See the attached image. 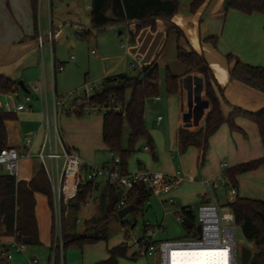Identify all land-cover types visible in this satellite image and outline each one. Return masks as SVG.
I'll return each mask as SVG.
<instances>
[{"label": "crops", "instance_id": "crops-1", "mask_svg": "<svg viewBox=\"0 0 264 264\" xmlns=\"http://www.w3.org/2000/svg\"><path fill=\"white\" fill-rule=\"evenodd\" d=\"M177 1L180 9L173 23L184 32L189 45L207 59L218 83L225 90L224 95L227 103L223 104L225 120L211 135L207 145L201 143L182 150L178 139L179 130L186 129L196 132L203 128L206 116L211 108V104L205 96L203 75L200 73H187V68L178 62L176 34L169 33L170 25L163 21L159 22V29L156 32L144 29L135 44L130 43L129 38L126 41L128 44H122V48L126 49L125 60L127 62L131 61L133 57L139 56L143 66L151 63L159 55L158 63L164 62L165 67L168 66L175 76H182L180 93H168L169 96L165 97L164 110L167 109L168 116L166 126L163 129L148 131L151 145L145 139L147 145L144 147V152L149 153L154 162H151L150 157L144 154H140L136 160L134 159L133 162L136 163L131 164L129 161L132 160H126V173L128 174L137 172L136 169H132V166L138 164V166H143L142 168L148 171L162 172L168 176L179 174L181 178L178 186L168 194L159 197L152 195L149 199L150 204L146 203L145 205V209L149 211L155 208V210L159 209L163 213L160 222L157 219L153 220V222H157L156 224L160 223L159 225L162 227V231L157 235L158 240H177L169 237L164 227L169 214L176 216V213L182 208H197L202 204L211 202L206 192V181L217 184L216 182L219 178L224 177V173L228 169L264 157V147L255 121L248 115H233L236 109L248 113H256L263 109L264 94L244 84L231 81V65L226 60V56L232 54L243 63L264 67V14L246 15L240 11L228 9V0H207L195 14H192L190 7L194 0ZM53 2L54 0H0V10H7L12 16L11 22H0V76H5L18 84V76L22 75L29 82H23L25 89L19 87L20 90L17 92L19 102L16 105L22 103L20 99L21 92L25 96L30 95L32 98L29 105L30 111L14 112L16 118L6 123L8 147L16 148L20 153L29 152L31 155V157L21 160L16 177L18 181L29 182L40 167L36 155L43 140V124L47 113L52 114L54 99L53 96L50 102L48 98L49 77L50 75L52 78L54 77L52 59L57 64H62L65 67L64 63L57 61L56 57L52 56L50 67L49 69L46 68L43 52L39 50L38 45L39 37H41L39 32L37 37L33 38L36 34V28L39 29L38 18H41L44 10H52ZM91 5H86L84 12L86 18L83 17L77 23V34L90 30ZM74 6L79 7L80 5L75 2ZM35 13L37 14V22ZM51 28L53 33L52 42H54V28L52 25ZM122 35L123 32H120L119 36ZM49 36L43 38L44 46L46 42L50 41ZM208 36L218 38L217 47L204 42V38ZM15 63L21 68V75H17L16 69L12 68ZM116 68L117 66L110 67L104 79L124 74H119ZM33 87H36L39 92H35ZM162 100L163 98H160L158 102L154 103L158 104ZM83 115L61 116L60 123L64 143L68 148L74 150L88 166L95 162L96 155L94 153L98 148H103L105 151H109V149L103 141L104 117L100 124L98 118L92 116L82 117ZM159 117H162L160 122H158ZM230 119L233 120L236 128H232ZM164 121L165 118L159 113L156 126L159 128ZM36 134H38L37 137ZM99 137L102 145H99ZM26 140L32 141V146L29 149L24 147ZM109 152L110 160L105 162L104 165L113 164V155L120 157L119 154ZM3 174H6V172L0 173V175ZM237 180L238 188L234 192L235 197L232 196L229 202H233L237 196L264 202L263 167L244 173L238 176ZM107 184L108 180L105 177H99L94 181L95 192L93 198L99 196V206L103 190ZM227 186L229 185L227 184ZM35 198V215L41 244L27 246L24 255L17 254L14 249L11 250V253L15 260L23 262L27 258H38L29 254L30 248H50L47 262L43 263L38 258L40 264H49L52 247L49 235H51L52 220L49 215H46L47 217L41 216V214L43 215V209L40 208L41 205L45 207V198L40 193H37ZM152 198L156 199L155 203L151 202ZM167 199H173L175 203L169 206L167 212H164L161 202ZM90 202L83 207L84 214L88 215L86 220L96 217V212L92 213V211L87 210L89 208L92 210ZM147 224H151V222H144V225ZM186 235L187 231H185ZM13 241L14 237L6 236L5 228L2 227L0 244L8 246ZM37 252H40V250Z\"/></svg>", "mask_w": 264, "mask_h": 264}, {"label": "trees", "instance_id": "trees-1", "mask_svg": "<svg viewBox=\"0 0 264 264\" xmlns=\"http://www.w3.org/2000/svg\"><path fill=\"white\" fill-rule=\"evenodd\" d=\"M207 0H194L190 11L195 14L206 3ZM180 5L177 0H92L91 24L89 31L78 33L81 39L90 40L94 37L93 32L103 33L109 27H124L128 30L130 42L135 44L144 29L156 32L159 22L163 21L170 25L169 33L173 32L177 37V60L187 68V73H200L205 80V96L211 104L205 125L196 132L180 129L178 139L182 150L191 145L207 142L211 135L223 124L225 116L223 104L227 103L225 90L218 83L210 64L203 54L195 51L187 42L184 32L173 23L178 15ZM228 9L240 11L246 15L254 13L264 14V0H228ZM37 14L35 13V17ZM37 22V17H36ZM38 29L33 38L37 37ZM205 43L214 47L218 45V38L208 36L204 38ZM159 55L149 64L143 65L141 70L133 75L121 74L107 77L102 86L95 91L89 99V103H108L111 99L117 100L125 108V115L110 112L104 115L103 141L109 151L119 154L122 173L127 172L126 160L134 152L135 146L141 139H146L151 145L149 132L145 125L146 104L148 101L159 96V82L161 69L158 63ZM230 68V80L248 86L264 94V67L252 66L237 60L232 54L226 56ZM165 86L169 94H178L182 87V76H175L168 66L165 67ZM20 90L18 84L5 76H0V92L8 95ZM129 94V95H128ZM244 114L250 116L258 126L264 147V108L256 113L244 112L236 109L233 115ZM77 115H83L78 113ZM14 113H7L0 109V152L8 148V132L6 123L14 120ZM129 127L128 147L123 146L124 125ZM232 128H236L230 119ZM151 147V146H149ZM264 168V157L255 161L244 163L228 169L224 177L231 188L236 192L238 188V176ZM95 192L94 182H87L80 186L78 195L67 206L63 207L62 218V242L63 256L60 248H53L55 235L54 223L52 224V247L50 261L54 255V264H65V254L70 246H84L101 241H108L110 236V225L120 221L118 217V204L121 202L124 192L122 189L108 184L105 186L101 201L99 217L85 221L83 234H78L77 213L88 204V200ZM37 193L47 197L50 207L53 209V194L50 182L40 166L33 178L27 181H18L16 177L9 174L0 175V231L5 228L6 236L14 237L17 243L26 246L40 245L38 223L35 215ZM152 193L147 191L144 185H137L127 195L126 207L134 203L130 214H143L147 201ZM228 206L233 211L236 224L241 228L248 243L255 247L248 264H264V202L247 198L236 197ZM177 217L184 220L196 221V214L192 207L182 208L176 213ZM127 230H134L136 222L121 220ZM146 225H144V229ZM186 228V225H185ZM143 229V230H144ZM187 238H197L199 234L196 229H188ZM1 251L9 252L6 245L0 244V264H9V260L1 256ZM129 246L122 244L109 250V257L96 264H120L119 259L126 257ZM137 258V254L133 255Z\"/></svg>", "mask_w": 264, "mask_h": 264}, {"label": "built area", "instance_id": "built-area-1", "mask_svg": "<svg viewBox=\"0 0 264 264\" xmlns=\"http://www.w3.org/2000/svg\"><path fill=\"white\" fill-rule=\"evenodd\" d=\"M57 1L62 2L64 0ZM52 37L53 33H50L49 38L51 42ZM38 45L40 50H42L44 46L43 38L39 37ZM92 54H96V52L92 51ZM141 63V58L135 56L132 58L130 67L133 70L139 69L140 71L142 68ZM64 69V65L57 64L52 59L54 76L58 71L62 72ZM33 90L39 92L36 87H33ZM92 91V89L86 88L71 107L66 105L68 97L59 100L56 94L54 95L52 114L47 113L43 124V140L36 155L52 189L53 210L56 221L54 248L59 246L61 256H63V207L67 206L77 197L81 185L87 182H94L99 177L107 178L110 184L122 189L124 192V196L117 206V209L120 211L126 207L127 195L137 185H144L147 191L159 197L163 194H168L181 182L179 174L168 176L162 172H152L142 167L133 174L122 173L121 161L116 155H113L112 165H105L103 167L87 166L74 150L66 146L59 127V117L75 115L80 112L83 114L102 113L104 115L116 112L123 116L125 115V108L115 99H111L108 103L104 104L89 103V99L93 96L91 94ZM2 97L6 98L5 104L2 103ZM17 97V92L8 95L0 92V109L7 113L30 111L31 96L26 95L24 102L19 105H16L15 102ZM152 100L158 102L160 97H155ZM161 120L162 117H159L158 122ZM35 136L37 137L38 134ZM31 146L32 141L26 140L24 147L29 149ZM29 157H31L29 152L20 153L16 148L8 147L0 152V169H3L10 176L17 177L21 160ZM223 166L226 167L225 165ZM219 180H224V185L228 184L225 177H221ZM205 185L208 186L213 201L193 208L198 225L201 227V232L198 233L199 236L194 239L158 240L157 235L162 231V227L159 224H147L141 236L133 238L131 242L136 248L138 257L144 259L157 258L158 264H189V261H191V258H189L190 253H199L200 255L202 253H209L212 256V262L206 264H241L239 255L241 256L242 249L239 251L236 241L238 226L235 215L230 207H228V210H224L218 203L214 193L218 185L210 181H206ZM229 187L231 188L230 185ZM147 203L150 204V201L148 200ZM174 203L173 199L162 201L161 205L164 212H167L169 206ZM177 221L185 226V220L182 217H177ZM128 234L132 238L130 233ZM249 244L252 246L251 243ZM126 245L128 246V244ZM7 247L9 248V252L1 251V256L7 258L9 264H40L39 259L36 257L27 258L23 262L15 260L11 250L14 249L17 254L24 255L27 247L24 244L17 243L15 239ZM49 264H54V255Z\"/></svg>", "mask_w": 264, "mask_h": 264}, {"label": "rangeland", "instance_id": "rangeland-1", "mask_svg": "<svg viewBox=\"0 0 264 264\" xmlns=\"http://www.w3.org/2000/svg\"><path fill=\"white\" fill-rule=\"evenodd\" d=\"M65 0V1H57L54 0L52 10H44L41 18H38V32L41 38L50 35L51 25L53 26L54 32V42H46L44 49L42 48L43 57L46 63V68L49 69L50 61L52 56L56 57V60L65 64V71L57 72L56 77L50 75L49 77V94L48 98L51 102V99L56 93L57 99L61 100L63 98H67L66 105L71 107L78 96L84 92L86 88L92 89V93L94 94L96 90L100 89L102 86V81L104 77L107 75V71L110 67L117 66L116 71L124 74H128L133 76L139 72V69L133 70L130 66L132 60H125L126 49L122 48V44H127V40L129 37L128 30L124 27H109L103 33L97 34L93 32L94 37L90 40L81 39L77 35V23L84 16V12L86 9V5H91L92 0ZM79 3V7L74 6V3ZM12 16L9 14L7 10H0V22L7 23L11 22ZM40 25V26H39ZM120 32H123L122 36H119ZM40 50V49H39ZM92 51H95L97 54H92ZM73 58V59H72ZM161 69V79L159 82V97L163 98L162 102L155 104L153 100L147 102L146 113H145V125L148 131L152 132L155 129H163L168 122L167 109L164 110V105L166 102L165 97L169 96L165 86V64L164 62H160ZM16 69L17 75L20 74L21 68L18 67L17 63L13 65ZM21 75V74H20ZM21 82L29 83L25 76H18V80ZM129 95V94H128ZM25 95L23 92L20 93V99L24 102ZM16 103L19 102V99L15 100ZM2 103H6V98L2 97ZM163 115L165 121L158 128L156 126V119L158 114ZM84 116H92L98 118L99 123L101 124V120L104 117V114H84ZM61 117H59V127L61 128L60 123ZM162 132V131H161ZM129 127L127 124L124 125V133H123V146L124 148L128 147L129 140ZM99 145H102L99 137ZM147 145V141L145 139H141L137 142L135 146V152L131 153L130 158L128 160L131 164L136 163L133 162L134 159L138 158L140 154H144L150 157L151 162L153 158L149 153L144 152V147ZM96 155V160L93 164L96 167L105 166L104 163L110 160V152L105 151L103 148H98L94 153ZM117 156V155H116ZM133 157V158H132ZM143 167V166H142ZM140 166L135 164L132 166V169H138ZM4 170L0 169V173H3ZM224 180H218L216 183L218 185L217 189L214 190L215 196L217 198L218 203L224 208V210H228V203L232 196L235 197V193L233 190L223 184ZM206 187L207 195L210 197L211 202L213 201L210 190L208 186ZM45 198L46 205L43 207L38 202L39 208L43 209V217H47L46 215L51 216V224L54 223V235L56 234V221L54 217V210L50 207L48 203V199L45 195L41 194ZM99 196L97 195L93 198V195L88 200L91 201L90 210L95 213L96 217L101 215L100 206H99ZM151 202H156L155 198L151 199ZM147 208V207H146ZM84 208L81 209L78 213V222L76 232L78 234H83L85 230V221L87 219L86 214L83 211ZM144 215H133L129 214L124 220L127 222L136 221L137 226L134 230H127L122 225L121 220L115 221L110 225V236L108 241H101L94 244H88L84 246H70L66 250V258L65 264H93L99 261L106 260L109 257V249H113L117 246L122 245L123 243L128 244L129 252L126 257H122L119 259L120 264H158L157 258H152L149 260H145L142 257H133V254L136 251V248L132 245V239L138 238L143 233L144 222L150 221L151 224H156L157 222H153L156 219L161 221L163 217V213L159 209H151L150 211L145 209ZM155 210V211H153ZM160 224V223H158ZM197 220L195 221V229L198 227ZM165 229L167 230V234L172 239H188L185 236V227L181 223L177 221V217L173 214H169L165 221ZM52 229V227H51ZM132 238L129 237V234ZM50 241H52V232L49 235ZM236 241L238 245L239 251L243 247H247L250 249L251 253H255V247L248 243L245 239L242 230L240 227L237 228L236 232ZM52 244V243H51ZM40 250V252H37ZM50 252V248L39 249V247H33L29 249L30 255H35L43 263L47 262L48 255ZM239 260L241 261V256L239 255Z\"/></svg>", "mask_w": 264, "mask_h": 264}, {"label": "water", "instance_id": "water-1", "mask_svg": "<svg viewBox=\"0 0 264 264\" xmlns=\"http://www.w3.org/2000/svg\"><path fill=\"white\" fill-rule=\"evenodd\" d=\"M18 86L21 87L22 89H25L23 82H19ZM133 207H134V203H132L131 205L120 210L118 213L119 219L124 220L132 212ZM261 216L264 220V215H261ZM185 225H186V228H188V229H193L195 227L194 223L188 219L185 220ZM196 231H197V233H200L201 227L198 226L196 228ZM251 257H252V253H251L250 249L247 247H243L242 251H241V264H248L249 261L251 260Z\"/></svg>", "mask_w": 264, "mask_h": 264}, {"label": "bare ground", "instance_id": "bare-ground-1", "mask_svg": "<svg viewBox=\"0 0 264 264\" xmlns=\"http://www.w3.org/2000/svg\"><path fill=\"white\" fill-rule=\"evenodd\" d=\"M189 258H191L189 264H206L212 262V256L209 253H202L201 255L199 253H190Z\"/></svg>", "mask_w": 264, "mask_h": 264}]
</instances>
